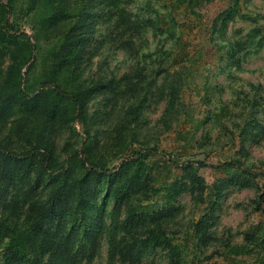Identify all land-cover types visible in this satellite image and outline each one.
Here are the masks:
<instances>
[{
  "label": "rangeland",
  "instance_id": "1",
  "mask_svg": "<svg viewBox=\"0 0 264 264\" xmlns=\"http://www.w3.org/2000/svg\"><path fill=\"white\" fill-rule=\"evenodd\" d=\"M1 36L9 264H264V0H0Z\"/></svg>",
  "mask_w": 264,
  "mask_h": 264
},
{
  "label": "trees",
  "instance_id": "2",
  "mask_svg": "<svg viewBox=\"0 0 264 264\" xmlns=\"http://www.w3.org/2000/svg\"><path fill=\"white\" fill-rule=\"evenodd\" d=\"M2 38L4 36H1L0 42L4 41ZM69 45L63 44L60 48V52L58 54V58L62 57V54H66L69 52ZM56 94L59 96L66 97L75 104H78L80 102V93H73L68 92L67 90H62L60 88H56ZM182 132L178 133V136H181ZM184 137L186 138V143H189V140L191 139L188 132L184 133ZM37 150H34L36 153ZM156 149L151 147H144V146H138V147H131L129 150V156L130 160L132 162H140L142 160L149 161L152 157L156 155ZM23 155H28L30 158L34 157V153L25 152ZM0 157L2 159L4 158H18L19 156L15 155L14 153L9 152H0ZM185 164H179L177 162H174L172 160H165V162H162L161 164H152L150 167V180L153 182H158L163 179H167L170 177L172 173V169L174 167L182 166ZM188 166H191V163L188 164ZM199 166H206L205 163H199ZM214 171H219L224 173L226 176H228L229 179L233 180L237 177L241 176L243 173H248L249 170L242 166V163L238 160H231V161H224L219 162L214 165L210 166ZM101 180V171L95 170L93 165H90V169L86 170L85 173L77 180V184H81L84 181H90L93 183H97ZM121 199V192L117 189L115 191V201H119ZM206 204L208 209H212L216 203V198L213 196V192L210 189L208 195L206 196ZM53 205V204H52ZM257 209L260 210L264 214V193L261 194L259 197V202L257 205ZM21 255V246L19 241H9L5 242L1 248H0V264H9L11 262H15L18 260L19 256ZM229 264H241L237 261H232Z\"/></svg>",
  "mask_w": 264,
  "mask_h": 264
}]
</instances>
